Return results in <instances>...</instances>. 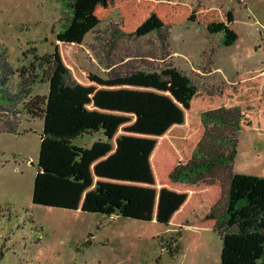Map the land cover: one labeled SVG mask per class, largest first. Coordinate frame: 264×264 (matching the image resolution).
Instances as JSON below:
<instances>
[{
  "label": "trees",
  "instance_id": "obj_1",
  "mask_svg": "<svg viewBox=\"0 0 264 264\" xmlns=\"http://www.w3.org/2000/svg\"><path fill=\"white\" fill-rule=\"evenodd\" d=\"M70 6L60 44L32 63L49 90L22 107L44 119L33 202L212 228L223 238L220 264L264 263V176L233 169L237 132L264 134V67L237 72L234 83L213 92L174 65L104 77L79 55L86 34L116 10L126 36L195 22L223 32V43L232 45L240 37L233 10L172 0H72ZM14 73L0 53V106L20 95L8 84ZM14 120L0 132L18 133ZM97 131L108 140L74 143ZM219 166L229 169L226 187L221 178L201 177ZM168 248L175 255L180 245Z\"/></svg>",
  "mask_w": 264,
  "mask_h": 264
},
{
  "label": "rangeland",
  "instance_id": "obj_2",
  "mask_svg": "<svg viewBox=\"0 0 264 264\" xmlns=\"http://www.w3.org/2000/svg\"><path fill=\"white\" fill-rule=\"evenodd\" d=\"M71 1L0 0V53L15 71L8 78L9 87L20 93L0 106V127L12 117L18 125V133L0 132V264H220L223 238L212 228L180 229L155 220L33 202L44 119L22 107L49 90L42 71L32 63L60 44L57 33L70 21ZM172 1L232 9L239 39L225 45L223 32L211 33L195 22L126 36L116 10L86 34L80 63L104 77L174 65L197 86L213 92L234 83L230 81L237 72L264 67V0ZM217 134L222 135L218 130ZM236 137L233 169L264 176V134L241 130ZM98 139L108 140L97 131L82 134L74 143L90 147ZM228 170L219 166L201 177L221 178L226 187ZM225 202L226 192L221 209ZM168 244H179V252L172 255Z\"/></svg>",
  "mask_w": 264,
  "mask_h": 264
},
{
  "label": "crops",
  "instance_id": "obj_3",
  "mask_svg": "<svg viewBox=\"0 0 264 264\" xmlns=\"http://www.w3.org/2000/svg\"><path fill=\"white\" fill-rule=\"evenodd\" d=\"M230 82H235V81H230ZM235 171V170H234Z\"/></svg>",
  "mask_w": 264,
  "mask_h": 264
}]
</instances>
